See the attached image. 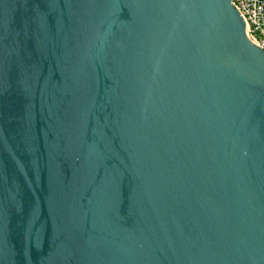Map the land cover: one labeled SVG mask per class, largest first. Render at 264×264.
Listing matches in <instances>:
<instances>
[{
  "label": "water",
  "instance_id": "obj_1",
  "mask_svg": "<svg viewBox=\"0 0 264 264\" xmlns=\"http://www.w3.org/2000/svg\"><path fill=\"white\" fill-rule=\"evenodd\" d=\"M0 264H264L232 0H0Z\"/></svg>",
  "mask_w": 264,
  "mask_h": 264
},
{
  "label": "built area",
  "instance_id": "obj_2",
  "mask_svg": "<svg viewBox=\"0 0 264 264\" xmlns=\"http://www.w3.org/2000/svg\"><path fill=\"white\" fill-rule=\"evenodd\" d=\"M246 24L250 41L264 50V0H232Z\"/></svg>",
  "mask_w": 264,
  "mask_h": 264
}]
</instances>
